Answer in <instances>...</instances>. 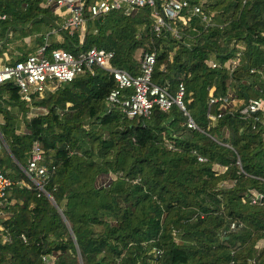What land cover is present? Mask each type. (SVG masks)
Listing matches in <instances>:
<instances>
[{
  "label": "trees",
  "instance_id": "trees-1",
  "mask_svg": "<svg viewBox=\"0 0 264 264\" xmlns=\"http://www.w3.org/2000/svg\"><path fill=\"white\" fill-rule=\"evenodd\" d=\"M187 1L200 12L169 22L178 38L166 28L156 35L145 6L87 14L81 40L75 30L52 33L58 18L40 0H0V56L10 32L24 41L11 62L34 52L24 39L36 34L47 50L112 51V65L132 75L140 55L154 51L152 84L174 93L182 82L195 125L176 105L128 118L107 104L116 84L99 66L35 98L45 111L30 117L14 82L1 83L0 169L15 183L0 222V264H46L42 256L48 264H264V108L240 113L249 100L264 102V0ZM227 94L234 106L208 104ZM34 141L42 190L19 183H31L23 169ZM252 193L261 200L251 203Z\"/></svg>",
  "mask_w": 264,
  "mask_h": 264
},
{
  "label": "built area",
  "instance_id": "built-area-1",
  "mask_svg": "<svg viewBox=\"0 0 264 264\" xmlns=\"http://www.w3.org/2000/svg\"><path fill=\"white\" fill-rule=\"evenodd\" d=\"M158 3V4H157ZM43 8L61 19L58 25L53 27L51 32L57 33L58 30H67L68 32L78 31L82 40L86 29L87 14L91 17L103 15L110 11H120L125 15L138 11L145 6L152 8L151 16L153 17L152 29L158 35L161 29L170 30L173 37L178 38L179 33L175 26H170L169 22L189 20L187 14L200 12L198 6L189 7L187 0H40ZM5 15H1L0 19H4ZM48 41L44 39V43L39 45L34 52L27 54L22 59L11 62L10 56L3 52L0 56V84L5 81H13L18 88L20 98L27 103L29 112L27 117L35 115L37 112L45 111L44 108L33 106L32 101L35 98H42L48 92L54 90L57 84L71 81L76 75L90 70L93 66L108 71L116 88L111 90L107 96V104L113 106L119 104L121 111L128 117L137 116L149 117L153 107H157L161 111H167L172 105L178 106L180 110L187 115L183 97L185 87L179 82L174 93H170L166 88L152 84L151 74L155 63V52L144 51L138 59V71L135 75L114 67L112 65L113 52L109 50L99 49L95 46L75 55L61 47L47 50ZM239 53L236 54V57ZM216 64H212L215 67ZM130 89L128 95H123V91ZM121 98V99H120ZM222 108L232 107L236 104L237 99L227 94L223 97H211L208 104L219 102ZM263 100H249L247 105L240 109V113L247 115L257 110H263ZM187 125L194 127L192 119L187 115ZM170 147V146H169ZM43 150L37 141H34L27 166L23 169L25 175L31 181L27 183L20 181L22 185L30 188L42 190V186L36 181L39 176H44L46 172L45 166L41 163ZM199 161L203 158L198 157ZM15 182L6 176L0 169V222L4 220L8 214L3 209L5 206V196L8 188ZM262 198L260 193H252L250 202H259ZM3 226L0 223V231ZM3 242L10 241L8 235L4 236ZM44 263L51 261L49 256H42Z\"/></svg>",
  "mask_w": 264,
  "mask_h": 264
},
{
  "label": "rangeland",
  "instance_id": "rangeland-1",
  "mask_svg": "<svg viewBox=\"0 0 264 264\" xmlns=\"http://www.w3.org/2000/svg\"><path fill=\"white\" fill-rule=\"evenodd\" d=\"M58 21L60 22L61 21V19H58ZM49 33V32H48ZM47 32L46 33H44L45 35H47L48 34ZM57 34V33H56ZM15 35H17V33H13V32H10L9 34H8V36H10V39L11 40H8V42L6 43V48H4L3 50L5 51V49H6V53L7 54H15L17 51V49L15 48V46L16 45H21V43L23 44L24 43V41L22 40V38H17V39H14L13 38V36H15ZM52 35V34H51ZM51 35H50V37H51ZM35 36V39L34 38H32L31 39V41H30V43H29V45H26L25 44V48H24V50L25 51H29L30 50V48H37L38 46H39V42L37 41V37L39 36V34H36V35H34ZM49 37V36H48ZM56 37H58V36H56ZM28 38V37H27ZM48 41V40H47ZM140 53H141V51L139 50L138 52H137V57L140 55ZM2 146H4V144H3V142L1 141V139H0V148L2 147Z\"/></svg>",
  "mask_w": 264,
  "mask_h": 264
},
{
  "label": "crops",
  "instance_id": "crops-1",
  "mask_svg": "<svg viewBox=\"0 0 264 264\" xmlns=\"http://www.w3.org/2000/svg\"><path fill=\"white\" fill-rule=\"evenodd\" d=\"M24 40L27 42L26 44L29 45L30 39L29 38H25ZM1 121H2V118L0 117V123H1ZM108 179H109V176H101L100 178H98L97 184L98 185H104V184H106L108 182Z\"/></svg>",
  "mask_w": 264,
  "mask_h": 264
},
{
  "label": "water",
  "instance_id": "water-1",
  "mask_svg": "<svg viewBox=\"0 0 264 264\" xmlns=\"http://www.w3.org/2000/svg\"><path fill=\"white\" fill-rule=\"evenodd\" d=\"M0 139H1V141L3 142V139L1 138V135H0Z\"/></svg>",
  "mask_w": 264,
  "mask_h": 264
}]
</instances>
